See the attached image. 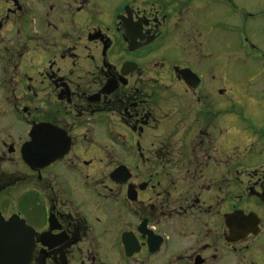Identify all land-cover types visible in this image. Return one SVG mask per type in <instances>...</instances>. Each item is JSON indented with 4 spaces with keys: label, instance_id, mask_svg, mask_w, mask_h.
Returning a JSON list of instances; mask_svg holds the SVG:
<instances>
[{
    "label": "flooded vegetation",
    "instance_id": "af4514ba",
    "mask_svg": "<svg viewBox=\"0 0 264 264\" xmlns=\"http://www.w3.org/2000/svg\"><path fill=\"white\" fill-rule=\"evenodd\" d=\"M261 2L0 0L4 264H264Z\"/></svg>",
    "mask_w": 264,
    "mask_h": 264
},
{
    "label": "rangeland",
    "instance_id": "374dc122",
    "mask_svg": "<svg viewBox=\"0 0 264 264\" xmlns=\"http://www.w3.org/2000/svg\"><path fill=\"white\" fill-rule=\"evenodd\" d=\"M256 0H235L236 4L240 7V9L247 11L246 9H251V11L255 12L253 3ZM261 7H264V2L260 3ZM241 14H235L231 17V21L234 23L242 22ZM248 34L251 40L258 45L260 48L264 50V16L261 18H256L251 21V24L248 25ZM224 39L227 38L226 35L223 36Z\"/></svg>",
    "mask_w": 264,
    "mask_h": 264
},
{
    "label": "water",
    "instance_id": "95a60500",
    "mask_svg": "<svg viewBox=\"0 0 264 264\" xmlns=\"http://www.w3.org/2000/svg\"><path fill=\"white\" fill-rule=\"evenodd\" d=\"M43 143L41 142H37L36 143V140H35V136H34V140H33V143H30V145L27 147L26 149V158H27V162L29 165L33 166L34 164H36V162L38 160H36V155H35V151L37 148H40V147H43L44 145H42ZM51 153V154H50ZM55 159L54 158V153L52 152H49L47 153V155L44 154L43 156V159H42V162L43 163H47L51 160ZM8 256L4 257V256H0V264H4L6 263V258ZM10 260H11V263L14 264L16 263L19 259L26 262L27 264H29L30 260H31V255H23V256H10L9 257Z\"/></svg>",
    "mask_w": 264,
    "mask_h": 264
}]
</instances>
